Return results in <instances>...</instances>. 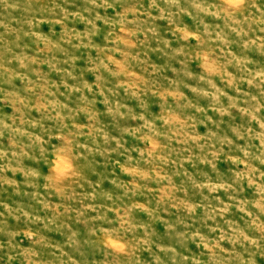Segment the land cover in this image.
I'll use <instances>...</instances> for the list:
<instances>
[{
	"label": "rangeland",
	"instance_id": "obj_1",
	"mask_svg": "<svg viewBox=\"0 0 264 264\" xmlns=\"http://www.w3.org/2000/svg\"><path fill=\"white\" fill-rule=\"evenodd\" d=\"M0 264H264V0H0Z\"/></svg>",
	"mask_w": 264,
	"mask_h": 264
}]
</instances>
